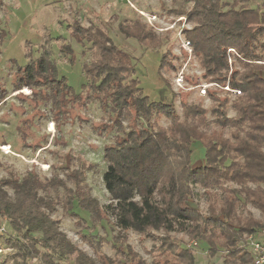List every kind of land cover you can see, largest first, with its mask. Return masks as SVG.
Here are the masks:
<instances>
[{
  "label": "trees",
  "instance_id": "16d2710c",
  "mask_svg": "<svg viewBox=\"0 0 264 264\" xmlns=\"http://www.w3.org/2000/svg\"><path fill=\"white\" fill-rule=\"evenodd\" d=\"M184 1L192 3L189 10H174L192 25L183 30L184 38L203 70V78L224 91L223 100H219L207 90L213 102L208 110L200 104L182 102L178 114L173 103L149 100L133 77L131 54L116 46L96 25H68L71 37L78 44H88L91 52L83 66L84 89L108 100L111 112L121 117L118 121L129 117L133 110L145 123L104 148L106 169L102 181L109 203L103 211L113 216L120 231L165 233L158 246L163 264H196L191 251L196 248L184 247L170 233L197 239L211 257L223 250L221 264H254L244 241L264 228V7H247L248 0H231L227 9L221 0ZM117 28L145 49L162 45L160 37L138 18L118 22ZM60 52L73 55L64 40ZM165 63L163 53L159 66L162 77ZM24 87L44 88L45 98L51 90L55 100L60 91L74 94L65 80L57 77L46 52L18 67L12 88L19 91ZM5 92L0 87V101ZM231 94L234 97L229 102ZM228 108L233 116H228ZM159 116L168 120L166 126L156 123ZM225 129L229 130L228 136ZM195 143L204 150V163L197 168L192 167ZM65 174L64 179L49 180L56 192L53 199L39 195L42 187L31 171L12 184L0 181V219L14 233L9 239L15 251L12 264H61L72 256L73 264H146L126 255L127 248L114 242L119 259L95 260L66 236L52 217L58 205L74 219H81L72 211L75 202L92 214L100 207L84 188L83 168H66ZM67 183L74 187L67 188ZM9 184L13 196L5 188ZM193 186L204 190L209 202L207 214L190 203ZM58 189L63 194L59 195ZM212 189L218 191L214 194ZM251 209L258 210L263 218H255Z\"/></svg>",
  "mask_w": 264,
  "mask_h": 264
},
{
  "label": "rangeland",
  "instance_id": "374dc122",
  "mask_svg": "<svg viewBox=\"0 0 264 264\" xmlns=\"http://www.w3.org/2000/svg\"><path fill=\"white\" fill-rule=\"evenodd\" d=\"M221 2L227 9L231 0ZM262 4L263 0H248L245 6ZM191 5L184 0H0V87L6 91L0 101V181L12 184L31 171L37 175V183L42 187L39 195L53 199L56 192L51 189L49 180L53 177L64 179L66 168H83L84 188H88L89 195L98 202L99 212L92 214L75 202L72 211L81 219L64 213L59 205L52 217L58 220L66 236L95 260L119 259L118 250L112 245L114 242L126 247V255L135 260L163 264L158 246L165 233L120 231L113 216L103 211L109 203L102 181L106 169L104 148L119 141L129 129L145 123L133 110L129 117L118 121L121 117L111 112L108 100L84 89L83 66L90 60L91 52L88 44H78L71 37L68 25L75 22L83 27L96 25L107 32L116 46L131 54L135 65L133 77L149 100L173 103L178 114L182 102L200 104L208 110L213 102L207 96V90L214 92L219 100H223L224 91L203 78V70L184 38L183 30L192 25L174 10L182 7L189 10ZM134 18L160 37L162 45L159 48L145 49L135 38H126L118 31V22ZM62 40L70 44L72 56L60 52ZM45 52L57 77L63 78L74 94H80L79 97L69 91H60L55 100L51 90L47 93L49 96L44 97V88L13 90L12 79L18 67ZM163 53L166 63L162 77L159 66ZM223 89L227 90L226 87ZM233 97V94L227 97L229 102ZM227 114L233 116L234 112L228 108ZM207 119H211L209 111ZM156 121L159 126L168 124L164 116H159ZM224 134L228 136L229 130L225 129ZM203 154L204 150L195 143L192 167L204 163ZM10 184L5 188L13 196ZM226 185L234 187L230 183ZM66 187L74 186L67 183ZM57 191L59 195L63 194L62 189ZM217 191L212 189L211 193ZM203 192L200 186H193L190 203L207 214L209 202ZM251 212L255 218H263L258 210L251 209ZM13 234L8 223L0 219V264H12L15 251L9 239ZM170 236L181 240L186 248L191 241L197 242L182 233H170ZM191 251L196 264H221L225 255L220 249L214 257L209 256L207 247L200 242ZM74 259L72 256L61 264H73Z\"/></svg>",
  "mask_w": 264,
  "mask_h": 264
},
{
  "label": "built area",
  "instance_id": "2783aa9c",
  "mask_svg": "<svg viewBox=\"0 0 264 264\" xmlns=\"http://www.w3.org/2000/svg\"><path fill=\"white\" fill-rule=\"evenodd\" d=\"M186 43L187 45L189 44V42L187 41ZM235 92L239 93V91H235ZM260 232L261 234H264V228L260 230ZM244 244L251 251L254 264H264V244L263 242L255 238L254 235H248L244 241ZM197 246H198V243L196 241H191L188 245V247L190 248H196Z\"/></svg>",
  "mask_w": 264,
  "mask_h": 264
},
{
  "label": "crops",
  "instance_id": "0c3cea01",
  "mask_svg": "<svg viewBox=\"0 0 264 264\" xmlns=\"http://www.w3.org/2000/svg\"><path fill=\"white\" fill-rule=\"evenodd\" d=\"M263 3H264V0H263ZM262 5H261V7H264V5L263 6ZM254 236H255V238H257L259 241L263 242V244H264V234H261V232L259 231L258 233L254 234Z\"/></svg>",
  "mask_w": 264,
  "mask_h": 264
}]
</instances>
